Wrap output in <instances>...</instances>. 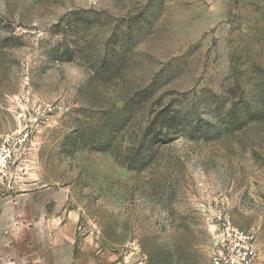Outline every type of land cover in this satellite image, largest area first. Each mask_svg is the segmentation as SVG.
Instances as JSON below:
<instances>
[{
  "label": "rangeland",
  "instance_id": "1",
  "mask_svg": "<svg viewBox=\"0 0 264 264\" xmlns=\"http://www.w3.org/2000/svg\"><path fill=\"white\" fill-rule=\"evenodd\" d=\"M228 219L264 264V0H0V264H211Z\"/></svg>",
  "mask_w": 264,
  "mask_h": 264
},
{
  "label": "built area",
  "instance_id": "2",
  "mask_svg": "<svg viewBox=\"0 0 264 264\" xmlns=\"http://www.w3.org/2000/svg\"><path fill=\"white\" fill-rule=\"evenodd\" d=\"M257 234L228 219L221 228L220 239L214 243L211 264H261L256 245Z\"/></svg>",
  "mask_w": 264,
  "mask_h": 264
},
{
  "label": "crops",
  "instance_id": "3",
  "mask_svg": "<svg viewBox=\"0 0 264 264\" xmlns=\"http://www.w3.org/2000/svg\"><path fill=\"white\" fill-rule=\"evenodd\" d=\"M31 210V209H30ZM209 261V260H208ZM9 264H18L17 260H14V261H10Z\"/></svg>",
  "mask_w": 264,
  "mask_h": 264
}]
</instances>
